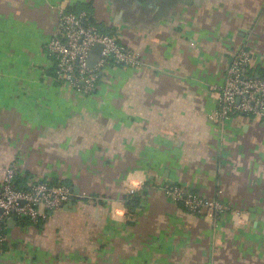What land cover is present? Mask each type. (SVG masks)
I'll return each mask as SVG.
<instances>
[{
  "label": "crops",
  "instance_id": "1",
  "mask_svg": "<svg viewBox=\"0 0 264 264\" xmlns=\"http://www.w3.org/2000/svg\"><path fill=\"white\" fill-rule=\"evenodd\" d=\"M62 10L143 64L109 67L88 95L58 83L47 44ZM241 48L263 76L264 0H0V184L17 163L22 189L72 193L39 224L7 222L0 264H264V120L212 116ZM174 185L227 213H190Z\"/></svg>",
  "mask_w": 264,
  "mask_h": 264
},
{
  "label": "built area",
  "instance_id": "2",
  "mask_svg": "<svg viewBox=\"0 0 264 264\" xmlns=\"http://www.w3.org/2000/svg\"><path fill=\"white\" fill-rule=\"evenodd\" d=\"M97 45L103 46L101 56L91 66V54ZM47 51L55 62V80L68 84L82 95L91 94L99 87L100 79L109 67L143 64L138 52L122 44L115 35L104 32L86 12L62 10L59 33L48 42ZM251 66V51L238 49L226 70L213 118L224 121L232 115H245L264 120V75L248 74ZM19 172L18 164L12 163L0 184V225L13 216L39 223L49 211L61 209L71 199L70 188L60 183L34 182L28 190L17 189L15 180ZM133 190L131 188L129 193L132 194ZM164 192L173 201L183 203L190 213L204 218L216 221L228 211V205L221 198L204 197L176 185L166 186ZM232 215L238 220L245 216L237 210L232 211ZM6 240L5 231L0 226V255Z\"/></svg>",
  "mask_w": 264,
  "mask_h": 264
},
{
  "label": "trees",
  "instance_id": "3",
  "mask_svg": "<svg viewBox=\"0 0 264 264\" xmlns=\"http://www.w3.org/2000/svg\"><path fill=\"white\" fill-rule=\"evenodd\" d=\"M73 12V11H72ZM89 15V14H88ZM89 17H90V19L94 22V20L92 19V17L89 15ZM104 31V30H103ZM105 32V31H104ZM20 177H21V175L19 174L18 175V177H17V179L15 180V186H16V188L17 189H19V190H28L29 189V187H27V188H24V189H22L21 187H20ZM52 184H54V183H52ZM141 199H142V197H140V196H133V197H130L129 199H127V202H126V205L128 206V208L131 210V211H133V210H135V209H137V208H140V201H141ZM180 204L181 205H183V203H181L180 202ZM42 221V220H41ZM40 221V222H41ZM39 222V223H40ZM39 223H36V224H39ZM1 228L3 229V231H5L6 230V226H7V222H5V223H1Z\"/></svg>",
  "mask_w": 264,
  "mask_h": 264
},
{
  "label": "water",
  "instance_id": "4",
  "mask_svg": "<svg viewBox=\"0 0 264 264\" xmlns=\"http://www.w3.org/2000/svg\"><path fill=\"white\" fill-rule=\"evenodd\" d=\"M102 49H103V46H102V45H97V46L93 49L92 54H91V60H90V65H91V66H94L95 63L100 59ZM72 199H73V201L76 200L75 197H72ZM0 213H2V210H0ZM17 219H18L17 216H13V217H11V218L8 220V222H9V223H13V222H15Z\"/></svg>",
  "mask_w": 264,
  "mask_h": 264
},
{
  "label": "clouds",
  "instance_id": "5",
  "mask_svg": "<svg viewBox=\"0 0 264 264\" xmlns=\"http://www.w3.org/2000/svg\"><path fill=\"white\" fill-rule=\"evenodd\" d=\"M139 185H140V181H138V180H133L132 181V186L133 187H139ZM118 212H119L120 215H123V211L118 210Z\"/></svg>",
  "mask_w": 264,
  "mask_h": 264
}]
</instances>
